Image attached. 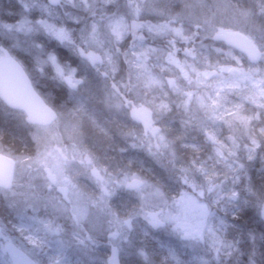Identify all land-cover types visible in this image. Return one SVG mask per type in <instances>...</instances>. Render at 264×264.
I'll return each instance as SVG.
<instances>
[{
	"label": "rangeland",
	"instance_id": "rangeland-1",
	"mask_svg": "<svg viewBox=\"0 0 264 264\" xmlns=\"http://www.w3.org/2000/svg\"><path fill=\"white\" fill-rule=\"evenodd\" d=\"M113 1L119 2L118 8L107 17L90 16ZM59 3L0 0V57L15 52L28 57L32 66L49 67L71 92L100 93L99 107L127 123L122 137L126 148L140 150L163 169L169 179L165 189L171 195L134 171L112 168L116 172H109L107 165L96 163L82 144L83 117L72 101L75 110L70 104L58 105L57 119L50 126L31 127L35 148L31 155L17 159L13 187L4 190L14 213L35 220L36 213L42 211L43 234L48 232L60 256L76 255L90 264L148 260L146 251L130 238L133 220L171 234L194 250L209 248L216 256L232 255L235 249L225 237L226 224L215 211L221 212L242 197L254 211L259 229H264V193L249 184L246 166L253 156L249 150L259 132L256 129L264 125V68L250 66L261 60L256 67L264 64V22H257L251 10L234 0ZM82 13L87 16L83 18ZM207 26L216 42L222 41V33L227 31L246 35L258 49L256 58L244 54L248 63L242 67L232 57L209 65L201 57L202 46L190 57L179 58L172 53L175 44L164 49L145 42L141 35L177 41L187 37L190 27ZM59 45L73 49L75 67L70 51L61 53L63 56L58 53L60 57L56 53ZM118 73L119 81L108 85L105 78ZM133 107L141 108L152 125L160 128L156 136L142 119L133 117ZM196 133L214 145L221 159L214 164L227 178L220 177L217 169L186 161L181 139ZM180 181L186 188L194 182L203 185L206 193L215 194L219 204L212 215L190 194L192 188L175 194L182 187ZM114 199L121 208H111ZM0 229L3 231L1 225ZM1 230L0 264H10L4 258L2 242L9 233ZM25 237L20 240L29 241ZM261 238L259 232L249 233L241 264H263ZM30 249L31 254H40L37 245Z\"/></svg>",
	"mask_w": 264,
	"mask_h": 264
},
{
	"label": "trees",
	"instance_id": "trees-1",
	"mask_svg": "<svg viewBox=\"0 0 264 264\" xmlns=\"http://www.w3.org/2000/svg\"><path fill=\"white\" fill-rule=\"evenodd\" d=\"M234 1L238 2L241 8L251 10L250 14L256 17L257 22H264V15H262L264 12V0ZM118 3V1H113L106 4L103 6L102 12H96V14L90 16H94V19L101 17V15L107 17L108 14L118 8ZM256 10H260L258 15H256ZM81 16L85 18L87 15L82 13ZM211 34L212 30L207 26L206 28L190 27L187 37L177 41H171L166 38L151 39L145 37L144 32L141 35L145 42L164 49H168L171 44L181 47V53H177L179 58L183 55L190 57L191 53L196 52L197 47L202 46L203 53L201 57L205 58L209 65L222 64L227 57L229 59L231 57L236 58L241 67L248 63L242 52L224 44L222 41H213ZM128 37H130L129 34ZM184 48H187V52H184ZM217 51L222 52L225 57H221ZM219 60L221 61L218 62ZM262 61L251 62L250 66L253 65L256 69L264 68V64L256 67ZM196 66L198 67L199 64ZM203 66L202 64V67H200L201 72L204 69ZM116 76L112 78L106 77V83L109 85L110 83L118 82L119 73ZM62 87L51 84L45 88L43 87L40 94L56 111L58 110V105L70 104L71 107V102L75 101V108L79 110L78 112L83 117L85 138L82 144L86 147V152L95 158L96 163L107 165L109 172H116L114 169L111 170L112 168H121V170L126 168L124 170L134 171L145 179L158 183L167 194L171 195V192L165 189L169 179H165L167 175L163 169L153 159H150L144 153L142 154L140 150L126 148L127 141L122 137L127 123L120 118L115 119L111 112L99 107V101H102L100 93L95 90L88 92L76 90L71 92L68 88ZM93 101L95 102L92 103ZM226 105L228 104L226 103ZM72 109L75 110L74 108ZM31 127L25 121L24 114L21 111L8 109L0 102V153L15 159H20L24 155H31L35 148V142L30 134ZM257 131L259 132L255 134L254 144L251 145L249 150L253 156L250 160H247L248 164L246 166L249 170V184L254 189H258L260 193H264V125L257 127ZM181 140L182 147L187 150L185 157L187 162L194 163L195 166L202 165L204 168L217 169L216 172L220 177L227 178L220 174V167L215 165L217 162L221 163V159L217 156L214 145L208 144L201 136V133L188 134L185 139ZM223 183H226V187L228 179L225 182L223 181ZM179 185L182 187L175 194L179 195L183 192L185 193V191L191 192L190 188L185 187L184 181L183 183L180 181ZM12 204L11 199L6 197L4 191L0 189V225L4 232L0 230L2 233H9V237L2 238V242L13 241L36 260L38 264H90L88 261H80L76 255H69L67 258L60 256L58 249L53 245L54 241L48 238V232H46V235L43 234L45 230L43 219H45V216L42 211L36 213L35 220H31L30 216L26 217L22 214L14 213ZM110 206L114 210L121 208L119 204L115 203V199L110 202ZM212 210L214 211L213 208ZM214 213L222 215V220L226 224L225 237L233 245L232 249H235L232 255L216 256L209 248L194 250L188 244H184L181 240L172 237L171 234L154 231L145 222L133 220L132 229L134 233H130V238L137 244L138 248L142 247L148 255V260L145 263L135 261L133 264H241V259H245V253L248 249V235L251 231L262 234L261 248L263 249H261V260L264 264V229H259L254 211L250 208L248 202L241 197L229 204L226 209H221V212L215 211ZM16 236H19V238ZM25 236L29 238V241L20 240ZM34 245L39 247L40 254L33 255L30 253V247L32 248ZM4 255V258L9 263L6 254ZM91 264H99V262H92Z\"/></svg>",
	"mask_w": 264,
	"mask_h": 264
},
{
	"label": "water",
	"instance_id": "water-1",
	"mask_svg": "<svg viewBox=\"0 0 264 264\" xmlns=\"http://www.w3.org/2000/svg\"><path fill=\"white\" fill-rule=\"evenodd\" d=\"M57 5L60 0H48ZM222 40L233 48L255 59L258 50L249 37L234 31L222 33ZM0 100L5 106L22 111L31 125L48 126L57 117L56 112L35 91L22 65L12 56L0 59ZM134 118L144 120L150 127L152 136L159 132L158 126L150 123L149 117L139 107H133ZM16 162L13 158L0 154V188L8 190L13 185ZM264 204V203H263ZM11 264H38L25 251L12 242L3 246ZM113 260V259H111Z\"/></svg>",
	"mask_w": 264,
	"mask_h": 264
},
{
	"label": "flooded vegetation",
	"instance_id": "flooded-vegetation-1",
	"mask_svg": "<svg viewBox=\"0 0 264 264\" xmlns=\"http://www.w3.org/2000/svg\"><path fill=\"white\" fill-rule=\"evenodd\" d=\"M47 2H48V0H47ZM56 50L58 51L56 53L57 54L59 53L60 55H62L61 53H65V52L67 53L69 51L71 52V54L74 52L73 49L71 50L68 45L66 47H64L63 45H61V46L59 45L56 48ZM183 50H184V52H187V48H184ZM172 53H174V54L181 53V47L175 45L173 47ZM9 55L13 56L22 65V67H23L25 73L27 74L30 82L32 83L33 87L37 90V92L39 94H40V92L38 91V88L46 87V86H49L51 84L63 86L62 83L55 77V74L52 73V71L49 67H47V66H32L29 63L28 57L23 58V56H19L15 52H11V53H5L4 52V54L0 57V59L5 57V56H9ZM60 55H59V57H60ZM69 58L71 61V65H74V67H75V63L73 61L74 60L73 54L71 56L69 55Z\"/></svg>",
	"mask_w": 264,
	"mask_h": 264
},
{
	"label": "clouds",
	"instance_id": "clouds-1",
	"mask_svg": "<svg viewBox=\"0 0 264 264\" xmlns=\"http://www.w3.org/2000/svg\"><path fill=\"white\" fill-rule=\"evenodd\" d=\"M189 187L192 188V192L190 194L194 195L199 203H204V207L207 209L208 215H212V208L219 204V200L215 194H213L210 190L206 193L203 185H195L194 182L189 184ZM197 187L199 188V191L196 190ZM205 201H207V203H205Z\"/></svg>",
	"mask_w": 264,
	"mask_h": 264
}]
</instances>
